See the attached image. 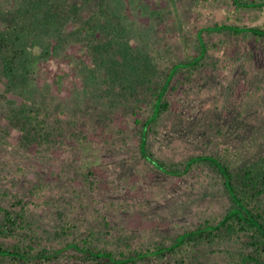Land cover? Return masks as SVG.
<instances>
[{
  "label": "rangeland",
  "instance_id": "374dc122",
  "mask_svg": "<svg viewBox=\"0 0 264 264\" xmlns=\"http://www.w3.org/2000/svg\"><path fill=\"white\" fill-rule=\"evenodd\" d=\"M134 1L125 9L133 25L140 26L134 46L141 45L139 52L151 57L159 72L192 59L199 40L206 45L197 65L175 73L166 94L169 108L151 124L149 151L178 169L189 157L203 154L234 168L255 162L264 152L263 41L243 33L198 32L215 23L260 24L264 11L238 7L233 0ZM96 8L91 3L84 16ZM156 10L163 14L160 22L154 21ZM141 27L149 30L147 35ZM84 49L67 47L44 61L36 75L50 105L49 143L24 145L22 132L0 112V206L15 198L28 201L27 220L42 233L43 243L80 242L95 232V242L115 249L169 243L176 234L223 214L230 199L212 166L200 162L183 175H169L142 158L141 122L152 112L142 90L143 101L117 107L105 85L96 99L87 96L86 106L78 104L84 94L80 64L92 63ZM64 225L70 230L57 239L55 232ZM229 248L227 242L204 244L200 250L185 244L183 258L186 264H231Z\"/></svg>",
  "mask_w": 264,
  "mask_h": 264
},
{
  "label": "trees",
  "instance_id": "16d2710c",
  "mask_svg": "<svg viewBox=\"0 0 264 264\" xmlns=\"http://www.w3.org/2000/svg\"><path fill=\"white\" fill-rule=\"evenodd\" d=\"M135 2L0 0V81L4 85L0 100L6 105H0V112L10 127L22 132L24 145L49 143L52 124L47 118V107L50 105L45 102L46 93L38 88L36 75L44 61L60 55L71 45L80 44L92 63L80 64L84 94L80 98L83 102L77 101L78 104L86 106L84 97L87 96L96 99L105 85L109 87L114 106L131 105L132 100H148L152 112L141 122L139 151L142 158L157 170L179 176L196 163H207L219 174L230 206L214 220H205L176 234L169 243L115 249L95 242V232H90L80 242L66 240L54 244L51 240L43 243L42 233L27 220L28 201L15 198L9 206H0V238L13 239L8 243L0 239V264H186L185 244L200 250V246L215 242L229 244L227 253L232 257L231 264H264V152L255 162L237 168L217 156L203 154L189 157L183 169H178L166 165L148 149L151 124L169 108L166 94L175 73L182 67L197 65L205 55L206 45L199 40L197 55L184 62H174L164 68L165 72H159L152 58L139 52L141 45L134 46V35L140 26L133 25L125 9ZM233 2L238 7L264 11V0ZM91 3L97 8L84 16ZM153 17L154 21L163 20L158 10ZM154 21L151 22L156 24ZM153 28L158 31L157 26ZM203 30L250 34L264 44V21L254 25L215 23L199 29L198 36ZM148 32L145 28L144 35ZM142 45L147 46L146 42ZM139 90H142L143 100ZM135 122L140 121L136 118ZM69 230V225L62 226L55 232L56 238Z\"/></svg>",
  "mask_w": 264,
  "mask_h": 264
}]
</instances>
